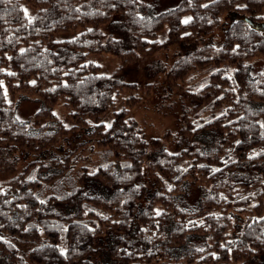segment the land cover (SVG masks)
I'll use <instances>...</instances> for the list:
<instances>
[{"label":"trees","instance_id":"trees-1","mask_svg":"<svg viewBox=\"0 0 264 264\" xmlns=\"http://www.w3.org/2000/svg\"><path fill=\"white\" fill-rule=\"evenodd\" d=\"M166 46L172 62H152L141 83L161 73L157 92L175 96L178 128L148 136L130 115L144 93L123 72ZM99 52L119 65L101 72L87 59ZM260 59L264 0H180L159 13L139 0H0V159L25 162L0 179V253L12 264L261 262ZM201 70L200 85L183 86ZM23 97L41 104L29 122L14 115ZM58 100L68 126L52 113Z\"/></svg>","mask_w":264,"mask_h":264},{"label":"rangeland","instance_id":"rangeland-1","mask_svg":"<svg viewBox=\"0 0 264 264\" xmlns=\"http://www.w3.org/2000/svg\"><path fill=\"white\" fill-rule=\"evenodd\" d=\"M180 0H139L141 4H143V7L145 9L150 8L153 12L159 13L165 10H168L176 4H178ZM23 11L25 15L28 17L33 16L34 9L29 6L28 3H23ZM221 25L225 27L230 20L227 18V15H223L221 18ZM221 25L217 26L214 31H221L220 27ZM166 29H162L157 38L162 39L165 37ZM70 36V33H59L57 36L61 35ZM215 46H218L221 44L220 38H217L213 41ZM175 46H166L158 51L154 52L151 57L143 58L139 61L137 65L129 66L127 67L126 71L123 72V77L126 80L135 81L138 83V87H136V92L139 95H143V98H141L139 104H137L135 107L132 108L130 111V115L137 121V124L143 129L146 135L152 136V135H158L161 136L165 131H174L176 128H178V122H177V111H178V105L176 103L175 96L171 95L169 98H159V93L157 92V88L161 81V73L157 76H154L152 80H155L156 83H154V88L150 87L149 89L147 87L142 86V81H145L147 77V70L148 67L152 62L155 60L161 59L164 60L165 57H167L165 60L168 61V64L172 62V52L174 51ZM87 59L91 60L99 65V70L103 73H109L112 72L114 68H116L119 65V60L116 56H114L111 53L108 52H99V53H89L87 55ZM264 65V59L257 60L254 62V69L253 72H258V70L263 67ZM208 71H198L195 75H193L190 80L185 83L183 86L188 87L190 85H200L201 81L204 77V74H207ZM156 78V79H154ZM159 82V83H158ZM144 90V92H143ZM6 91V98L10 99V94ZM128 92H124L118 97L117 99V105L116 108L120 106V101H123L121 99H124ZM172 94V93H171ZM116 104V103H115ZM40 102L33 98H19V100L15 104V110L14 115L15 118L23 121V122H29L30 120L35 117V114L37 110L40 108ZM53 115L56 119L60 120L63 124L66 126L70 125L72 123L70 117L67 115L68 107L63 104L61 100H58L51 108ZM112 118V113L107 111L105 113V118L103 119L104 122L108 123L110 122ZM170 136V135H169ZM81 139V138H80ZM77 140L76 142H78ZM96 157L98 159V156L95 154L91 156L92 162L85 159L83 161L82 165H87L91 168L93 165H96L98 162L96 160ZM12 163V162H10ZM25 162L18 159L16 165V168L14 166H10L8 160L6 159H0V179H4L9 177L11 174H13L17 169H20L21 166ZM81 165V164H78ZM195 189V185H192L189 190V194L183 198V202L187 205H192L197 197V193ZM22 251V249H20ZM21 251L19 252L20 254ZM23 258L27 259L25 256ZM0 264H12L2 253H0ZM257 264H264V259L260 262V260L257 262Z\"/></svg>","mask_w":264,"mask_h":264}]
</instances>
